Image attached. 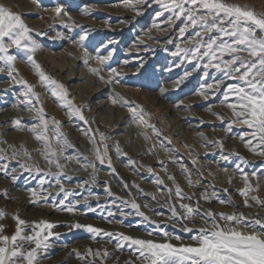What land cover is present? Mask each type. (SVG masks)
Instances as JSON below:
<instances>
[{"label": "rangeland", "instance_id": "obj_1", "mask_svg": "<svg viewBox=\"0 0 264 264\" xmlns=\"http://www.w3.org/2000/svg\"><path fill=\"white\" fill-rule=\"evenodd\" d=\"M0 2L21 13L29 27L34 29L32 34L42 45V49L36 54L38 63L46 75L65 86L69 98L75 105L82 107L83 114L89 121L85 124L77 116L70 119L68 108L60 107V102L51 95L50 90L41 86L35 70L26 61L25 54L15 49L10 50L18 56L16 68L19 77L34 85V90L39 93L50 127L53 119L60 121V130L72 145L65 149L63 157L56 158L63 166L62 169H57L55 164L50 165L42 155L47 142L37 140L31 130L38 123V117L35 111H28L21 103L23 86L12 81L7 73H0V149H4L9 157L7 160L0 159V165L7 163L9 166L7 175L0 173V210L7 213L6 218L0 220V224L4 225V234L9 236L13 234L16 226L12 218L15 214L29 223L46 220L56 224L58 227L52 231L59 235L50 238V246L41 253L40 264H127L129 261L140 264L137 259L139 254L126 244L117 249L114 237L110 239L101 235L93 239L92 234L84 229L70 228L73 223L78 222L113 233L122 232L133 237L159 241L161 237L158 231L152 236L148 235L156 228L155 224L142 221L141 217L134 214L128 217L121 215V210L133 212L130 207L132 201L140 204V210L151 220L159 222L160 228L180 236L181 241H171L177 245L181 242L192 243L191 236L195 233L183 232L178 221L169 220V203H176L178 208L179 202L194 207L199 202L202 211H235L245 216H254L259 212L264 216V209L251 200L249 202L253 207L244 206L245 197L238 190L243 189L245 184L241 173L236 170V164L241 162L236 157L228 161L220 159L222 154L227 155L230 150L240 152L249 161L247 164L241 163V167L249 174L253 188L257 183L260 185L259 191H252L249 196L258 195L264 199V157L248 151L239 139L241 134L249 131L246 127L235 125L230 132L225 131L231 120V112L221 104L222 92L207 101L198 94L202 84L212 83L220 74L203 67L195 68V62L185 61L182 55H172L175 44L184 46L178 37L179 28L183 27L182 19L174 21V25L169 28L167 20L171 13L154 0H149L150 6L143 7V14L139 16L124 6V0H42L47 11L38 9L31 0ZM231 2L247 5L257 13H264V0ZM57 4L62 5L75 23L82 27L65 29L60 21L54 22L51 9ZM157 13L160 15L157 16ZM84 30L89 31L85 47L92 56L106 55L108 50L115 49L106 66L95 60H90L88 65L83 62L84 49L71 41L77 40ZM57 31L63 32L65 38L53 39ZM37 32L42 34L37 36ZM168 40L173 43H168ZM109 41L112 43L109 44ZM90 67H103L102 75L105 80L101 81L94 75L89 70ZM109 68H115L120 75L111 77ZM186 72L191 75L177 86L176 82ZM109 79L112 80L111 83L107 82ZM114 99L117 100L115 104ZM125 100L129 103L125 104ZM209 107L211 111L208 110ZM130 108H136L135 115L129 111ZM141 108L146 123L139 119ZM213 113L224 117V122ZM16 119L22 121V127L17 128L13 124ZM147 124L154 125L159 135L147 127ZM88 129L91 131L86 134ZM200 132L208 140L223 141L224 152L221 153L218 147L207 144L204 138L197 135ZM100 133L107 137L105 143L115 172L107 167V161L104 165L96 162L97 183L92 184L90 181L93 170H84L81 163L77 162V156L81 161L83 157L94 160V148L103 152ZM48 135L55 144L56 140L52 138L51 132ZM92 136L95 137V143L90 140ZM117 143L121 151L127 153L126 156L117 155ZM161 143L168 151L161 149ZM13 152L18 153L14 159L11 158ZM129 159L136 163L129 164ZM193 160L198 163L193 164ZM21 164L32 168V171L21 168ZM181 165L191 173L190 178L195 186H189L187 174L182 172ZM36 167L42 169L40 175L36 174ZM149 168L152 169L151 172L148 171ZM225 168L228 169L227 172L223 171ZM253 171L257 172V177H251ZM43 172H63V175L43 176ZM169 175L175 178V184L168 179ZM12 176L18 177L15 182L11 179ZM41 178L46 181L43 185L40 183ZM57 179L66 191L74 193L65 204L79 201L75 212L69 213L59 205L64 196L62 193L57 195ZM157 179L164 183L158 185ZM85 180L89 183L81 187ZM198 180L202 182L196 184ZM176 185L192 199L177 201ZM105 187H110L114 195L109 197L105 193ZM168 189H172L173 193L170 200ZM5 190L8 197L3 196ZM32 190L37 192V196H32ZM205 190L211 196L210 201L201 198ZM49 193L52 195L49 196ZM84 196H88L87 204ZM219 200H231L233 203L221 205ZM123 201H128L129 204L125 206ZM88 205L96 211L88 212ZM144 205L148 207H143ZM109 211L114 215L108 216ZM121 220L124 223H120ZM197 220L196 225L188 226H203V221L199 218ZM27 234H31L30 231ZM89 249L93 252L99 250L101 253L107 250L110 255L94 258L86 254Z\"/></svg>", "mask_w": 264, "mask_h": 264}, {"label": "snow or ice", "instance_id": "obj_2", "mask_svg": "<svg viewBox=\"0 0 264 264\" xmlns=\"http://www.w3.org/2000/svg\"><path fill=\"white\" fill-rule=\"evenodd\" d=\"M154 2L171 13L167 20L169 28L174 25V21L183 20V27L179 28L178 37L182 40L184 46L179 43L175 44V51L172 52V55L174 57L182 55L185 61L195 62L193 64L195 68L203 67L205 70H215L220 74L219 78L212 83L202 84L198 94L207 101L211 97H215L217 93L222 92L221 104L231 112V120L225 131L230 132L235 125L246 127L249 131L241 134L239 139L248 151L264 157V13H257L247 5L234 3L231 0H154ZM31 3L36 5L38 9L48 10L43 5L42 0H31ZM137 5H140V7L138 8ZM124 6L130 8L136 16H139L143 14V7L150 5L149 0H135V2L124 0ZM51 11L54 13L53 21H60L63 28L82 27L75 23L62 5L57 4ZM159 15L160 13H157V16ZM154 27L158 26L154 25ZM166 30L160 29V31ZM33 32L34 29L29 27L22 18L21 13L13 11L12 6L0 2V73H7L12 81L23 86L21 103L26 106L28 111H35L38 117V123L33 125L31 130L37 140L47 142L42 155L50 165L55 164L57 169H62L63 166L56 158L63 157L65 149L72 147V145L60 130V121L53 119L50 127L39 93L34 90V85L19 77L16 68L18 56L12 54L10 50L15 49L25 54L26 61L35 70L41 86L45 87L46 90H50L51 95L60 102V107L68 108L67 114L70 119L77 116L85 124H88L89 121L85 118L82 107L75 105L73 100L69 98L65 86L50 75H46L41 64L38 63L36 54L42 49V45L34 38ZM190 32L191 34H189ZM41 34L36 33L37 36ZM52 38L63 39L65 34L57 31L55 37ZM88 38L89 31L84 30L77 40L71 42L84 49L83 62L86 65L89 64L90 60H95L100 65L106 66L107 61L112 59L115 49L108 50L106 55L97 54L92 56L85 47V41ZM167 42L173 43L172 40ZM111 43L112 41H109V44ZM89 70L101 81L105 80L102 75L103 67H90ZM108 71L111 77L120 75L115 68H109ZM189 75L191 73L186 72L184 77L176 82L177 86ZM226 81L231 82L226 83ZM107 82L111 83L112 80L109 79ZM115 103H117V100L114 99L113 104ZM124 103L129 102L125 100ZM208 110L211 111V107ZM129 111L135 115L137 110L136 108H130ZM213 115L220 119L222 123L224 122V117L218 113H213ZM139 119L142 123H146L142 108L140 109ZM13 124L17 128L22 127L20 119L14 120ZM147 127L159 135L154 125L147 124ZM36 129L41 131L37 132ZM90 131L91 129L86 130V134ZM49 132H51L52 138H55V144L51 142ZM99 135L100 142L104 147L103 152L99 148H94V160L83 157L81 161V158L77 156V162L81 163L84 170L88 168L93 170L90 181L92 184L97 183L95 178L96 162L104 165L107 161V167L115 172L111 156L108 155V146L105 143L107 137L103 133ZM197 135L204 138L207 144L218 147L221 153L224 152L225 145L223 141L208 140L203 132ZM147 138L145 137V139ZM90 140L95 143L94 136L90 137ZM160 147L162 150L168 151L163 143L160 144ZM115 150L117 155H127V153L121 151L118 143ZM16 155L18 153L13 152L11 158L14 159ZM232 157H236L242 164L249 163L240 152L235 150H230L227 155L222 154L220 159L228 161ZM8 158L5 150L0 149V159L7 160ZM128 163L135 164L136 161L129 159ZM160 163L162 164L163 161H160ZM192 163L196 164L198 161L193 160ZM241 163L236 164V170L241 173L245 184L243 189L238 190L240 195L245 197L244 206L253 207V204L249 202L251 200L256 206L264 209V199H261L258 195L249 196L252 191L258 192L260 185L257 183L253 188L249 174L241 167ZM20 167L28 172L32 171V168L27 167L25 164H21ZM8 169L7 163L0 165V172H4L5 175L8 174ZM181 170L187 174L189 186H195L190 178L191 173L188 172L187 168L181 165ZM35 171L37 175H40L42 169L36 167ZM148 171L151 172L152 169L149 168ZM223 171L227 172L228 169L225 168ZM209 174L212 175V173ZM48 175L58 177L63 175V172H43V176ZM257 175L255 171L251 173V177H257ZM17 178V176L11 177L13 182ZM168 179L175 184L173 176L169 175ZM45 182L41 178V185ZM201 182V180H198L195 183L199 184ZM88 183L87 180L83 181L81 187ZM156 183L160 185L164 181L157 179ZM56 185L59 187L57 195L62 193L64 196V199L59 201V205L63 206L64 210L69 213L75 212L79 201H76L75 204H65L69 196L74 193L66 191L59 179L56 180ZM224 191L226 192L227 189ZM105 193L109 197L114 195L110 187H105ZM172 194V189H168L169 200ZM48 195L51 196L52 194L49 193ZM214 195L215 193L212 194V196ZM3 196L7 197V190L4 191ZM32 196H37L35 190H32ZM175 196L177 201L192 199L191 196L183 193L179 185L175 186ZM117 198L119 199V197ZM201 198L205 201L211 200L207 190L201 194ZM83 199L87 204L88 196H84ZM153 199H155V196H153ZM32 202L36 203V201ZM123 203L125 206L129 204L128 201H123ZM219 203L230 205L233 202L231 200H219ZM168 206L171 211L169 220L178 221L181 225V231L195 233L191 236L192 243L173 244L172 240L181 241L182 238L160 228L159 222L151 220L145 212L140 210L141 205L135 201L130 204L133 212H123L121 210V215L128 217L134 214L141 217L142 221L155 224L156 228L148 235L152 236L154 232L158 231L161 237L159 241L133 237L122 232L113 233L91 224H80L78 222L73 223L70 228L84 229L92 234L93 239L101 235L110 239L114 237L117 241V249L126 244L139 254L137 259L140 260V264H264V216H261L259 212L254 216H245L243 213L235 211L231 213L215 212L211 209L202 211L199 202L195 207L191 204L179 202V210L176 203H169ZM97 207H99V204ZM143 207H148V205ZM87 211L94 212L96 209L88 205ZM113 215V212H108V216ZM157 215H162V213H157ZM6 216L7 213L0 210V220L5 219ZM12 218L16 225L12 235L4 234V225L0 224V264H40L41 253L50 246V238L59 235V233L52 231L57 225L46 220L29 223L20 218L18 214L13 215ZM197 218L203 221V226L189 227V224L196 225L198 223ZM120 223H124V221L121 220ZM29 231L31 234H27ZM86 254L94 258L110 255L107 250L101 253L99 250L93 252L91 249ZM77 256L79 258V253H77ZM127 264H132V262L129 261Z\"/></svg>", "mask_w": 264, "mask_h": 264}, {"label": "bare ground", "instance_id": "obj_3", "mask_svg": "<svg viewBox=\"0 0 264 264\" xmlns=\"http://www.w3.org/2000/svg\"><path fill=\"white\" fill-rule=\"evenodd\" d=\"M7 1H8V0H7ZM37 59H38V58H37ZM50 60H51V59H50ZM49 71H50V70H49ZM50 74H51V73H50ZM6 128H7V127H6ZM6 128H5V129H6ZM8 128H9V127H8ZM3 129H4V128H3ZM0 173H1V172H0ZM4 184H5V183H4ZM1 185H3V184H1ZM6 185H7V184H6ZM7 197H8V196H7ZM32 209H33V208H32ZM41 209H43V208H40V210H41ZM44 210H45V209H44ZM44 210H42V211H44ZM34 212H35V211H34ZM36 212H37V211H36ZM44 212H45V211H44ZM46 212H47V210H46ZM56 220L59 221L58 219H56ZM57 221H56V222H57ZM61 221H62V220H61ZM63 223H64V221H63ZM59 226H60V225H59ZM57 227H58V226H57ZM101 247H102V246H101ZM133 254H134V253H133ZM113 258H114V256H113ZM110 260H112V259H110Z\"/></svg>", "mask_w": 264, "mask_h": 264}]
</instances>
